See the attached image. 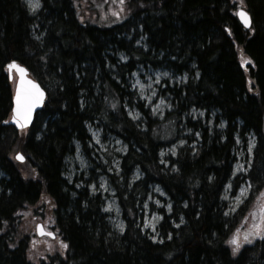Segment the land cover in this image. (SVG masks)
I'll return each mask as SVG.
<instances>
[{"label": "trees", "instance_id": "16d2710c", "mask_svg": "<svg viewBox=\"0 0 264 264\" xmlns=\"http://www.w3.org/2000/svg\"><path fill=\"white\" fill-rule=\"evenodd\" d=\"M98 1L105 0H41L32 14L25 0H0V264H264V237L236 256L228 242L264 187V0H109L105 17ZM238 7L250 12L249 29ZM13 61L48 93L27 131L9 123ZM139 67L188 76L165 88L172 108L162 119L131 97L129 76ZM126 103L140 109L141 123ZM192 109L217 115L213 126L188 118ZM99 122L128 145L120 175L110 179L123 232L99 196L65 178L74 144L89 152L88 126ZM186 129L193 135L182 136ZM248 136L256 142L244 175L252 188L228 214L234 149ZM181 138L187 143L163 163L160 152ZM137 169L141 177L129 182ZM155 184L172 203L158 209V241L138 213ZM42 199L51 202L63 245L33 260L20 213Z\"/></svg>", "mask_w": 264, "mask_h": 264}, {"label": "rangeland", "instance_id": "374dc122", "mask_svg": "<svg viewBox=\"0 0 264 264\" xmlns=\"http://www.w3.org/2000/svg\"><path fill=\"white\" fill-rule=\"evenodd\" d=\"M30 12L32 14L37 13L41 8L35 10L31 9L28 0H25ZM103 8L104 17L105 10L104 4H108L111 1H98ZM112 4V3H111ZM99 5V6H100ZM110 14H114L116 10L109 6ZM120 19V17H118ZM165 73L167 75H165ZM188 79L187 74H174L166 69H154L150 67H139L135 72L129 76L131 89V97L133 100H138L143 104L145 108H149L154 117L162 119L168 110H171V101L169 96L165 95L164 90L169 86L181 85ZM143 86V87H142ZM126 110L128 115L138 121L142 122V113L140 109L135 106H130L126 103ZM208 116V117H207ZM205 111L192 109L187 117L193 122L201 120L202 123H209L213 126L217 115H207ZM209 121V122H208ZM100 125L92 124L88 126V133L91 137L90 144L88 146L89 152H85L81 149L80 144L75 145V151L69 155L66 160V173L65 178L69 183L75 185L76 188L86 186L91 195L100 194V197L104 201L103 211L109 215L110 221L114 227L123 232L125 230V221L122 218L121 208L116 196V190L113 184L110 182L112 175H120L122 156L127 152L128 145L124 140L110 133L103 122H99ZM219 125V123H218ZM222 125L225 126V123ZM221 126V125H219ZM193 135L191 129L183 130L181 135ZM198 133L195 137H198ZM245 145L237 140L236 148L234 149V155L236 161L233 165V174L230 181L226 184L223 199L227 203V213H234L242 202L247 198L250 191V184L248 182L242 183L237 189H234V184L231 181L236 175L247 172L253 158V149L255 146L254 138H249ZM183 141L184 143H181ZM186 139L181 138L177 142L166 145L160 152V156L163 163H167L169 156H176L179 146L185 145ZM251 145V150H249ZM16 154V153H15ZM14 154V156H15ZM25 176H31L30 171L27 168H23ZM3 173L0 170V178L3 177ZM141 177V171L135 170L129 182H134ZM159 201V203H157ZM44 206V208H41ZM51 202L48 199H42L39 204H36L33 208H28L25 211H21V228L23 233L31 234L30 245V257L33 260H37L44 249L60 248L59 243L50 239H37L35 236L36 224L44 221L49 222L52 218ZM164 207L169 211L171 204L169 203V196L165 193L160 185H153L151 192L145 199L144 203L140 205L142 215V229L149 231L152 235L153 241H158L159 235L157 233V227L162 219V216L158 212V208ZM255 231H260V235H255ZM249 235V241H244V236ZM234 235H238L241 240V246L239 250L234 254L239 253L241 248L245 245L253 244L256 240L264 237V190L255 198L249 210L245 214L244 218L240 221L237 229L230 236L229 241ZM35 240V243H34ZM228 241V242H229ZM231 250L233 251L234 245L229 243ZM54 247V248H53Z\"/></svg>", "mask_w": 264, "mask_h": 264}, {"label": "snow or ice", "instance_id": "6c2138e0", "mask_svg": "<svg viewBox=\"0 0 264 264\" xmlns=\"http://www.w3.org/2000/svg\"><path fill=\"white\" fill-rule=\"evenodd\" d=\"M120 2L123 3V0H120ZM241 2H243V0H241ZM28 3L31 9L33 10L40 7V0H28ZM238 15L241 17V19L243 20L246 26H250L251 24L250 16L246 11L240 9L238 11ZM244 63H247V61H244ZM8 67L10 69L18 68L20 71V84L16 92V109L13 119H15L16 122L20 124L21 127H23L24 124L30 121L32 109L35 107L37 103L42 101L43 91L39 88V85L35 84L33 81L25 80L24 73L26 69L16 65L14 61L11 64H9ZM165 75L167 74L165 73ZM181 143L184 142L181 141ZM249 150H251V145H249ZM20 158L23 159V157ZM157 203H159V201H157ZM254 234L260 235L261 233L260 231H255ZM49 235H51V233H49ZM243 239L244 241H249V235L246 234ZM229 243L234 245L233 254H235L239 250L242 242L238 235H234L233 238L229 241ZM64 247H67V245H64Z\"/></svg>", "mask_w": 264, "mask_h": 264}, {"label": "water", "instance_id": "95a60500", "mask_svg": "<svg viewBox=\"0 0 264 264\" xmlns=\"http://www.w3.org/2000/svg\"><path fill=\"white\" fill-rule=\"evenodd\" d=\"M241 9H243L244 11H246V12L249 14V16H250V20H251V24H252L251 14H250L247 10H245L244 8H241ZM239 10H240V9H239ZM239 10H238V11H239ZM238 11H237V16H238V19H239L240 23H241L245 28H247V29L250 28L251 24H250V26H246L245 23L243 22V20L241 19V17L238 15ZM14 62H15L16 65H18L19 67L26 69V71H25V73H24V78H25V80H31V81H33L35 84L39 85V88L43 91V99H42V101H40L39 103H37V104L35 105V107L32 109V114H31V119H30V121H28L26 124H24L23 127H21L20 124H18V123L16 122V120L13 119V117H14V115H15V109H16V92H17V88L19 87V84H20V71H19L18 68H11V69H10V68L8 67V72H9L10 79H11V80H15V91H14V96H13V107H12V114H11V118H10L9 123H10L12 126H14L17 130H23V129H27L28 127L32 126L36 114H37L38 112L41 111V109L43 108V106H44V104H45V102H46V99H47V91L41 86V84H40L36 79H34V78L30 75L29 70H28L25 66L21 65L20 63H18V62H16V61H14ZM8 66H9V65H8ZM20 157H23V159H21ZM16 159H17L18 161H20V162H23V161H25L26 158H25V156H24L22 153H18V154L16 155ZM41 226H42L41 223L37 225V234H38L39 236H42V235H44V234L46 233L45 230H44V228H43V226H42V229H41Z\"/></svg>", "mask_w": 264, "mask_h": 264}, {"label": "flooded vegetation", "instance_id": "af4514ba", "mask_svg": "<svg viewBox=\"0 0 264 264\" xmlns=\"http://www.w3.org/2000/svg\"><path fill=\"white\" fill-rule=\"evenodd\" d=\"M97 196H99V197H101V195L100 194H98ZM43 224H44V227H45V229L49 232V233H54L55 234V237H53V238H51V239H57V236H58V234H59V230H58V226L55 224V222L53 221V219H51L50 220V223L49 222H47V223H44L43 222ZM48 237L49 236H43V237H41V238H46V239H48Z\"/></svg>", "mask_w": 264, "mask_h": 264}, {"label": "bare ground", "instance_id": "6f19581e", "mask_svg": "<svg viewBox=\"0 0 264 264\" xmlns=\"http://www.w3.org/2000/svg\"><path fill=\"white\" fill-rule=\"evenodd\" d=\"M139 30H141V28ZM129 40H130V37L128 36V38H126L125 42H128ZM209 128L214 129L213 127H209ZM169 203L172 205V203L170 201H169ZM138 212H141V208L138 209Z\"/></svg>", "mask_w": 264, "mask_h": 264}]
</instances>
